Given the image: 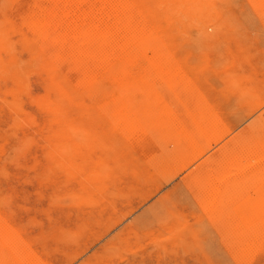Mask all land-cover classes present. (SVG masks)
Here are the masks:
<instances>
[{"label":"rangeland","instance_id":"rangeland-1","mask_svg":"<svg viewBox=\"0 0 264 264\" xmlns=\"http://www.w3.org/2000/svg\"><path fill=\"white\" fill-rule=\"evenodd\" d=\"M0 264H264V0H0Z\"/></svg>","mask_w":264,"mask_h":264},{"label":"bare ground","instance_id":"bare-ground-1","mask_svg":"<svg viewBox=\"0 0 264 264\" xmlns=\"http://www.w3.org/2000/svg\"><path fill=\"white\" fill-rule=\"evenodd\" d=\"M102 27V26H101ZM102 30V29H101ZM156 150V149H155ZM190 175H192V173H190Z\"/></svg>","mask_w":264,"mask_h":264}]
</instances>
